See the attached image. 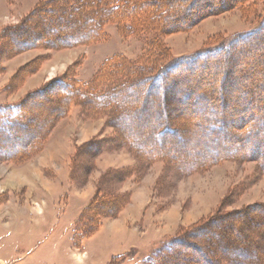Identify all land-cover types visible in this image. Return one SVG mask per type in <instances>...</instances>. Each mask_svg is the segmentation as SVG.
I'll list each match as a JSON object with an SVG mask.
<instances>
[{"label":"rangeland","instance_id":"374dc122","mask_svg":"<svg viewBox=\"0 0 264 264\" xmlns=\"http://www.w3.org/2000/svg\"><path fill=\"white\" fill-rule=\"evenodd\" d=\"M42 1L0 0V34L21 24ZM263 18L264 0H250L231 11L204 18L192 29L161 35L166 53L159 55L162 62L195 55L208 46L229 42L257 29ZM103 32V40L94 44L55 50L38 47L13 56L6 54L7 42L0 40V106H16L34 91L53 92L51 84L57 79L69 78L77 84L92 82L102 65L114 57L141 63H151L156 58L148 59L152 53L148 54L144 37L124 35L115 24L107 25ZM259 47L263 50L260 54H264V45ZM260 54H251L234 64L229 78L233 90L226 96L229 102L225 112L217 92L219 81L214 82L213 108L205 117L212 119L224 114L236 120L255 113V109L246 105L250 97L264 95L260 90L264 87V70L253 63L264 60ZM214 74L220 75L221 70L215 68L204 79L183 74V87L176 96L181 103L172 105L176 114L203 118L197 106L205 102L198 96L209 93ZM254 83L257 86L252 87L250 84ZM244 85L252 88V92L242 97ZM186 91H190L187 105L183 102ZM195 101L198 104L193 108ZM39 112L46 119L51 108L46 104ZM141 119L135 113L126 119V124L134 125ZM110 122L108 112L100 115L90 111V107L72 104L64 116L56 119L41 150L33 157L20 164L0 160V264H141L180 232L215 214L239 215L248 211L247 216L255 217L258 223L254 229L264 233V214L252 209L255 205L264 206V172L258 162L225 159L182 174L163 160L149 163L138 158L115 140L117 132ZM182 124L188 128V124ZM217 129H209L205 135L195 131L191 136L184 133L166 145L158 144V149L171 147L181 138L183 143L178 142L174 155L179 158L185 155L186 165L195 166L220 154L210 146L222 141L229 131ZM145 133L134 139H143ZM254 139L242 146L225 144L223 152L235 156L243 151L252 153L256 149ZM13 144V150L20 148ZM257 144L256 151L264 152V140ZM96 145L101 146L100 154L85 155L86 147ZM7 147L3 146L5 150ZM122 170H128L129 174L123 182L103 187L111 195H127L130 203L116 218H102L101 228L92 236L75 238V224L104 177ZM124 216L128 220L125 224L118 221ZM106 223L118 234L104 231ZM124 230L128 237L119 234Z\"/></svg>","mask_w":264,"mask_h":264},{"label":"trees","instance_id":"16d2710c","mask_svg":"<svg viewBox=\"0 0 264 264\" xmlns=\"http://www.w3.org/2000/svg\"><path fill=\"white\" fill-rule=\"evenodd\" d=\"M248 1L43 0L21 24L7 28L0 34V40L7 42L5 50L8 56L38 47L55 50L94 44L103 40V30L107 25L115 24L124 35L144 37L148 43V54L152 53L148 59L153 56L156 58L151 63H141L114 57L102 65L101 72L92 82L77 84L70 82L69 78L57 79L51 84L53 92L34 91L16 106H0V160L20 164L33 157L41 150L56 119L64 116L72 104H79L84 108L90 107V111L96 114L108 112L110 123L117 132L115 140L146 162L163 160L185 174L208 168L225 159H253L264 172V152L256 151L259 146L257 142L264 140V95L255 99L250 97L246 107L256 111L247 116L236 120H230L224 114L212 119L205 117L210 115L213 108L211 99L216 95L212 92L216 88L214 82L219 81L217 92L220 93L224 111L229 102L226 96L233 90L229 78L234 64L239 59L249 58L251 54L263 52L259 46L264 45V18L257 29L236 36L229 42L208 46L195 55L170 59L168 62H162V56L159 55L166 53V47L160 40L161 35L192 29L204 18L231 11ZM75 23H80V26H74ZM253 63L264 70V60H254ZM215 68L221 70V74L212 76L213 84H210L209 93L198 96L205 104L199 107L196 105L198 101H195L194 107L189 105L193 108L197 106L203 118L176 114L177 110L172 105L181 103L176 96L183 87V74H195L204 79ZM255 84L250 85L253 87ZM244 87L246 90L244 88L242 91V97L252 92V88L249 90L246 85ZM260 90L264 94V87ZM189 97L190 91H186L183 102ZM46 104L50 106L51 112L43 119L44 113L39 110L43 111ZM184 104L187 105V102ZM135 113H139L142 119L128 126L126 119ZM183 122L188 124V128ZM214 127L216 130L229 131L222 141L210 146V149L219 150L220 154L195 166L186 165L185 155L182 158L174 155L178 142L183 143L181 138L173 142L171 147L158 149V144L166 145L173 137H182L184 133H190L191 136L192 131L205 135L206 131ZM145 131L143 139H134ZM250 139H254L256 148L252 153L243 151L235 156L223 152L225 144L242 146ZM200 141L205 145L202 137ZM13 143L20 148L13 150ZM7 145L5 150L3 146ZM100 153V145L86 147L85 150V155L92 157ZM128 175V170H122L104 177L90 204L75 224V238L80 236L79 239L83 240L92 236L101 228L102 218H116L121 209L130 203L127 195H111L103 187L105 184L123 182ZM252 209L264 214L263 205H255ZM248 213L245 211L237 216L215 214L180 232L141 264H264V233L254 229L258 223L255 217L247 216ZM75 245L80 247L79 243Z\"/></svg>","mask_w":264,"mask_h":264},{"label":"crops","instance_id":"0c3cea01","mask_svg":"<svg viewBox=\"0 0 264 264\" xmlns=\"http://www.w3.org/2000/svg\"><path fill=\"white\" fill-rule=\"evenodd\" d=\"M33 163V162H32ZM31 163H29V164H27L25 167H29V165H30ZM132 206V205H131ZM135 206V205H134ZM123 215H125V213L123 214ZM126 220H127V218L124 216V217H122V218H120V219H118V221H122L121 223H126ZM127 222H128V220H127ZM103 229H104V231H108L110 234H112V235H114V234H118V233H115L114 232V230H112L111 228H109L108 227V224L106 223L105 224V226L103 227ZM102 229V230H103ZM120 235H124V236H129V233L128 232H126L125 230H124V232H120L119 233Z\"/></svg>","mask_w":264,"mask_h":264}]
</instances>
